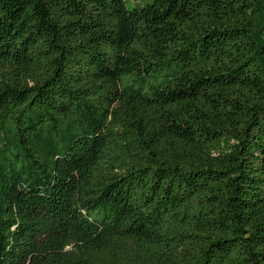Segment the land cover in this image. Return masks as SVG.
Here are the masks:
<instances>
[{"label":"trees","instance_id":"trees-1","mask_svg":"<svg viewBox=\"0 0 264 264\" xmlns=\"http://www.w3.org/2000/svg\"><path fill=\"white\" fill-rule=\"evenodd\" d=\"M0 264H264V0H0Z\"/></svg>","mask_w":264,"mask_h":264}]
</instances>
